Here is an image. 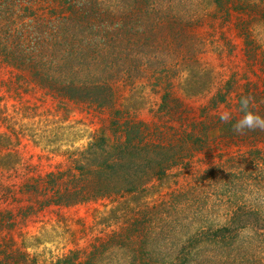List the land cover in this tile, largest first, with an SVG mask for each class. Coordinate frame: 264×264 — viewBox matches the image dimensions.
<instances>
[{"label":"rangeland","instance_id":"obj_1","mask_svg":"<svg viewBox=\"0 0 264 264\" xmlns=\"http://www.w3.org/2000/svg\"><path fill=\"white\" fill-rule=\"evenodd\" d=\"M170 5L169 24H184V32L168 46L172 54L149 64L141 77L119 83L111 107L65 104L31 88L6 99L1 105L0 141L9 150L0 154V187L19 189L39 177L75 168L78 160L93 166L119 155L115 145L123 132L117 127L128 122L152 132L154 143L163 140L167 145L164 152L145 151L153 157L150 161L135 157L136 174L173 153L181 155L190 133L205 134L209 147L188 165L184 162L152 178L136 193L40 211V194H21L12 206L1 205L0 211L17 213L22 207H34L36 214L19 225L13 220L8 224L0 214V244L6 247L4 252L0 249V257L19 252L39 264H52L72 252L88 253L111 236L129 232L139 212L140 219L146 218L148 208L174 194L197 195L195 185H204L207 177L220 196L223 170L239 185L242 179L241 196L221 201L218 193L216 198L207 196L210 208L194 221L206 218L216 226L225 225L237 218L234 210L247 205L260 212L239 216L241 223L252 224L256 217L264 228V132L232 131L243 115L242 96L254 97L251 110L264 116V0H177ZM224 111L231 114L229 123L220 120ZM124 157L121 160L126 161ZM247 229L244 233L250 239L253 225Z\"/></svg>","mask_w":264,"mask_h":264},{"label":"trees","instance_id":"obj_2","mask_svg":"<svg viewBox=\"0 0 264 264\" xmlns=\"http://www.w3.org/2000/svg\"><path fill=\"white\" fill-rule=\"evenodd\" d=\"M171 1L177 0H0V119L4 120L1 105L6 99L28 88L65 104L111 107L119 83L141 77L149 64L161 63L172 54L168 46L179 38L177 33L184 32V24H169ZM184 45L181 41L180 46ZM119 129L123 132L122 141L115 145L119 155H109L93 166L78 160L75 168L39 177L19 189L0 187V206H12L21 194L28 193L42 197L37 211L136 193L152 178L184 162L188 165V160L210 145L205 134L190 133L181 155L173 153L172 158L156 161L136 174L133 167L139 160L135 157L150 161L153 157L146 152H164L167 145L163 140L154 143L152 132L145 133L139 123H124ZM140 149L144 152L136 155ZM7 150V143L0 141V154ZM124 155L126 161L121 160ZM222 174L220 196L206 182L208 177L201 178L205 183L195 185L197 195L174 194L171 200L148 208L146 218L140 219L142 214L137 212L129 232L111 236L88 253L72 252L52 264H264L260 220L255 217L252 224L244 225L239 218L257 216L260 211L244 205L234 210L237 218L220 226L206 218V222L194 221L193 217L210 208L207 196L216 198L218 193L220 201L241 196L242 179L239 185L237 178H229L224 170ZM0 214H5L8 224L13 220L19 225L36 214V209L22 207L17 213ZM250 225L254 234L247 239L244 232ZM5 248L0 244L3 252ZM0 264L39 263L18 252L4 254Z\"/></svg>","mask_w":264,"mask_h":264},{"label":"clouds","instance_id":"obj_3","mask_svg":"<svg viewBox=\"0 0 264 264\" xmlns=\"http://www.w3.org/2000/svg\"><path fill=\"white\" fill-rule=\"evenodd\" d=\"M253 101L254 97L251 95L241 97L240 111L243 112V115L232 125V131L235 134L244 135L246 132L257 130L264 132V116H261L250 109V105ZM231 119V114L228 111H224L220 115L222 123H229Z\"/></svg>","mask_w":264,"mask_h":264}]
</instances>
